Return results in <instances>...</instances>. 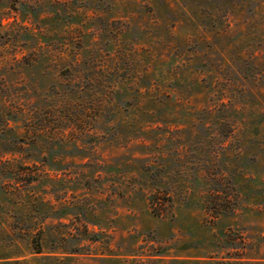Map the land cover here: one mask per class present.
<instances>
[{
    "label": "rangeland",
    "instance_id": "1",
    "mask_svg": "<svg viewBox=\"0 0 264 264\" xmlns=\"http://www.w3.org/2000/svg\"><path fill=\"white\" fill-rule=\"evenodd\" d=\"M0 264H264V0H0Z\"/></svg>",
    "mask_w": 264,
    "mask_h": 264
}]
</instances>
